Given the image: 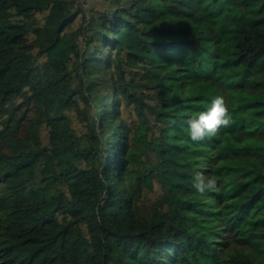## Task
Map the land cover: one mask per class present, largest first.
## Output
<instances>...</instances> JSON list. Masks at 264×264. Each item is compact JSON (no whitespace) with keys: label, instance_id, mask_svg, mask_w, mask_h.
Wrapping results in <instances>:
<instances>
[{"label":"trees","instance_id":"obj_1","mask_svg":"<svg viewBox=\"0 0 264 264\" xmlns=\"http://www.w3.org/2000/svg\"><path fill=\"white\" fill-rule=\"evenodd\" d=\"M102 1L0 0V264H264V0ZM122 103L156 115L139 150Z\"/></svg>","mask_w":264,"mask_h":264},{"label":"clouds","instance_id":"obj_2","mask_svg":"<svg viewBox=\"0 0 264 264\" xmlns=\"http://www.w3.org/2000/svg\"><path fill=\"white\" fill-rule=\"evenodd\" d=\"M232 121L231 113L222 94L213 95L198 114L185 118L186 135L193 143L205 142L216 136L222 128ZM191 187L195 192L204 195L218 189V181L214 175H206L200 171L192 173Z\"/></svg>","mask_w":264,"mask_h":264},{"label":"rangeland","instance_id":"obj_3","mask_svg":"<svg viewBox=\"0 0 264 264\" xmlns=\"http://www.w3.org/2000/svg\"><path fill=\"white\" fill-rule=\"evenodd\" d=\"M82 2L85 4L87 11L90 10L91 8L100 9V7H102V6L105 8L108 6V4L103 2L102 0H82ZM88 13H90V11ZM37 16H38L39 22L42 23L44 21L45 13H38ZM81 22H83V16L81 14H79L77 19L75 20L73 26L76 28ZM31 36H33V35L31 34ZM93 56H95V55H93ZM74 58H75L74 56H71V64L72 65H73ZM132 76H133V74H132ZM144 92L145 91H143V93ZM146 100L149 101V98H146ZM136 111L137 110L134 109L133 105H127L126 103H122V106H121L122 117L125 119L130 130L133 131L132 137H131V146L134 149L139 150L141 143H143V141L141 139L134 138V134H137L139 136L137 131L140 128V126L143 125L145 131L149 132L148 137L150 138L152 129H149V128H152L151 126H154L156 115L150 110L145 111V116L148 118V122L143 124L142 118L138 116ZM72 113L74 114V112H72ZM73 126L75 128H77L79 132H83L86 129L84 127L83 123L81 121H79L78 119H76V117H73ZM154 130H156V128H154ZM42 135H43L44 140H46L47 139V128L46 129L42 128ZM104 141H106L105 137H104ZM150 153H151V158L154 159L155 155L152 152H150ZM141 156L143 159L147 158V155H145L144 153H142ZM154 162H155V160H154ZM161 191H162V188H161L160 184L157 181H155L154 188L153 189L148 188L146 190L145 198H143V201H148V202L153 201L160 194Z\"/></svg>","mask_w":264,"mask_h":264}]
</instances>
